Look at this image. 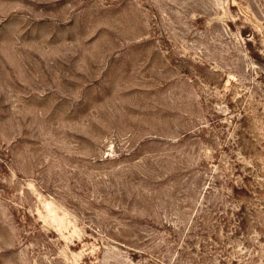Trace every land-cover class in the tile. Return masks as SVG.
Masks as SVG:
<instances>
[{"label":"rangeland","instance_id":"374dc122","mask_svg":"<svg viewBox=\"0 0 264 264\" xmlns=\"http://www.w3.org/2000/svg\"><path fill=\"white\" fill-rule=\"evenodd\" d=\"M0 264H264V0H0Z\"/></svg>","mask_w":264,"mask_h":264}]
</instances>
